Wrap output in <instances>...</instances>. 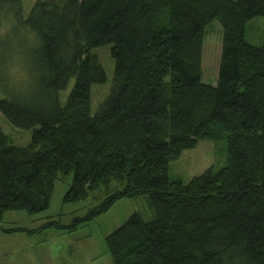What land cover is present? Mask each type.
Segmentation results:
<instances>
[{
    "label": "trees",
    "instance_id": "obj_1",
    "mask_svg": "<svg viewBox=\"0 0 264 264\" xmlns=\"http://www.w3.org/2000/svg\"><path fill=\"white\" fill-rule=\"evenodd\" d=\"M254 16L264 19V0H35L21 23L38 39L46 97L0 96L9 123L31 129L18 146L0 128V222L6 211L48 209L58 176H72L65 203L108 192L69 224L2 230H71L144 196L152 217L134 211L104 236L113 264H264V42L246 38ZM214 21L221 46L209 84L202 55ZM105 44L114 76L92 114L91 86L106 72L91 49ZM203 138L225 139L224 164L171 178L170 161Z\"/></svg>",
    "mask_w": 264,
    "mask_h": 264
},
{
    "label": "rangeland",
    "instance_id": "obj_2",
    "mask_svg": "<svg viewBox=\"0 0 264 264\" xmlns=\"http://www.w3.org/2000/svg\"><path fill=\"white\" fill-rule=\"evenodd\" d=\"M34 1L9 0L0 6L1 97L20 98L23 96L33 98L35 101H42L46 97L39 71L40 63L36 49L38 39L21 23ZM220 28L219 23L214 21L207 27L204 37L202 81L209 84H215L218 76ZM246 38L252 44H263V17L254 16L247 21ZM91 52L98 56L106 72L104 83H94L91 86V113L93 114L110 90L114 76V59L110 54L109 44L93 47ZM73 81L74 79L71 78L65 89L59 92L61 104L64 103ZM0 128L10 137L14 145L24 146L30 141L31 129L20 128L9 123L1 111ZM225 159V139L216 142L203 138L198 140L193 148L184 149L178 158L170 161L169 174L171 178L185 183L211 165L214 168L220 167ZM71 178V174L63 178L61 176L55 178L48 209L34 215H29L24 211H6L2 224L36 228L50 219L69 224L74 217L83 216L108 192L105 186H100L90 194L87 200L65 203L62 197L71 183ZM112 186L113 184L110 187ZM93 195L100 196V198L94 201L92 200ZM134 211L139 212L144 219L152 217L144 196L120 199L108 211L100 213L94 219L83 221L74 229L68 230L53 226L48 228L47 226L44 232H38L30 239L37 242L47 240L48 242L43 245L25 248L26 238L8 239L6 242L9 248L5 250H13V252L5 259L9 261L7 264H113L112 257L105 246L104 236ZM21 235L24 236V234ZM45 236L51 237L44 238Z\"/></svg>",
    "mask_w": 264,
    "mask_h": 264
},
{
    "label": "crops",
    "instance_id": "obj_3",
    "mask_svg": "<svg viewBox=\"0 0 264 264\" xmlns=\"http://www.w3.org/2000/svg\"><path fill=\"white\" fill-rule=\"evenodd\" d=\"M37 214V213H36ZM34 215V214H32ZM39 219V218H38ZM3 220V219H2ZM53 220V219H50V221ZM41 225V224H40ZM0 263L1 264H7L9 263V261L7 262L6 261V256H8V254L12 253L13 250H5L7 247L9 248V245H7V240L10 239V238H26L25 239V248H30V247H35V246H38V245H43L45 244L46 242H48L47 240H43V242H40V241H31L30 239L33 237L34 234H37L38 232H26V231H12V232H8V231H4L2 230L3 228H11V227H19V226H15V225H3L2 222H0ZM20 227H26V226H20ZM27 228V227H26ZM34 228V227H33ZM48 228H52L50 226H48ZM29 229V228H28ZM32 229V228H30ZM45 229L39 231V233L41 232H44ZM21 234H24L21 235ZM23 236V237H21ZM47 237H51V236H45L44 238H47ZM30 240V241H29ZM18 243V242H16ZM20 243V241H19Z\"/></svg>",
    "mask_w": 264,
    "mask_h": 264
}]
</instances>
